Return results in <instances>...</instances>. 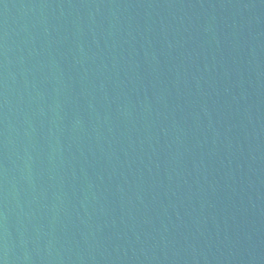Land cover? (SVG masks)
Instances as JSON below:
<instances>
[{"label":"water","instance_id":"1","mask_svg":"<svg viewBox=\"0 0 264 264\" xmlns=\"http://www.w3.org/2000/svg\"><path fill=\"white\" fill-rule=\"evenodd\" d=\"M0 264H264V0H0Z\"/></svg>","mask_w":264,"mask_h":264}]
</instances>
